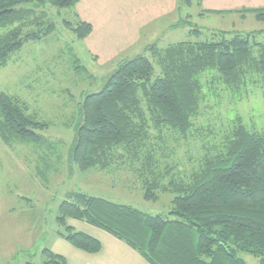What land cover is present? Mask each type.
Wrapping results in <instances>:
<instances>
[{"label": "trees", "instance_id": "trees-1", "mask_svg": "<svg viewBox=\"0 0 264 264\" xmlns=\"http://www.w3.org/2000/svg\"><path fill=\"white\" fill-rule=\"evenodd\" d=\"M79 1L0 0V69L24 44L55 32L51 8L57 14L72 9V19L62 20V26L77 40L86 38L92 24L75 12ZM181 3L200 6V0ZM209 12L251 14L264 22V6ZM189 25L179 20L170 29L192 27L189 35L207 33L208 39L149 44L144 49L148 57L119 60L102 88L84 96L68 152L69 164L81 172L131 174L145 201L171 195L173 218L70 191L55 221L57 236L75 249L97 253L101 244L70 226L69 219L108 233L148 264H247L241 252L264 264V130H250L239 116L222 136L201 131L196 123L217 90L240 99L249 86L264 85V39L257 41L264 31ZM47 127L20 98L0 92V142L10 149L34 145L43 164L35 175L44 182L61 159L53 142L40 134ZM191 139L200 141L202 156L195 168L182 173L172 157L180 143ZM48 153L56 158L48 159ZM41 257L42 264H67L49 248L42 249Z\"/></svg>", "mask_w": 264, "mask_h": 264}, {"label": "rangeland", "instance_id": "rangeland-1", "mask_svg": "<svg viewBox=\"0 0 264 264\" xmlns=\"http://www.w3.org/2000/svg\"><path fill=\"white\" fill-rule=\"evenodd\" d=\"M213 2L217 8L232 5ZM71 10L64 9L57 14V10L51 8V18L57 27L55 32L41 41L24 44L0 69V92L20 98L26 103L29 113L48 123L47 129L40 134L47 136L61 155L59 165L54 168L56 171H50L44 182L35 175L36 167L43 164L38 161L39 154L34 145H17L10 149L0 142V264H42L41 251L44 248L61 253L68 260L67 250L74 247L57 236L55 220L59 204L70 191L130 205L151 215L173 218L169 215L171 195L161 194L157 202H148L142 197L140 183L131 174L121 170L111 173L81 172L68 162L79 104L86 94L102 88L119 61L99 63L98 56L83 45L85 38L77 40L71 31L62 26V20L72 19ZM172 10L145 29L154 28L153 35L157 36L147 45L157 42L160 47H165L176 42L208 39L207 33L198 38L189 35L188 30L192 27L170 29L179 20L189 21V26L206 24L226 31H264V22H257L251 14L238 21V16L232 13H219L221 15L217 16L208 12L200 19L202 8L196 4L188 7L181 0H176ZM162 31L164 33L161 34ZM263 39L262 34L257 41ZM140 47L136 45L124 57L132 58L139 54L148 57L145 47ZM75 59L78 63L74 62ZM155 73H158L156 67L153 76ZM217 91L219 95H210L206 99L196 121L198 129H210L217 136H222L229 128L230 120L239 116L250 130H264V85L249 86L240 99L229 92ZM175 150L172 160L182 173L195 168L202 156L201 143L195 139L180 143ZM47 157L54 160L56 155L48 153ZM68 224L90 236L106 233L78 220L69 219ZM239 257L247 264H258V259L249 253L241 252Z\"/></svg>", "mask_w": 264, "mask_h": 264}, {"label": "crops", "instance_id": "crops-1", "mask_svg": "<svg viewBox=\"0 0 264 264\" xmlns=\"http://www.w3.org/2000/svg\"><path fill=\"white\" fill-rule=\"evenodd\" d=\"M213 1L218 4L232 5L217 8L214 7L216 4ZM224 1L200 0V8L203 11L198 18L203 19L209 11L264 6V0ZM175 6L176 0H148V2L147 0H80L75 6V12L81 20L92 24L91 33L82 42L86 49L98 56L99 63H108L111 60H116V63L117 60L125 58L126 53L136 45L145 47L147 42L156 39L157 36L153 35L154 28L145 29L160 21L168 12L171 13ZM221 14L213 13L212 15ZM232 14L238 16V21L245 20L249 15L242 17L238 13ZM201 28L222 30L206 24L201 25ZM157 32L159 34L160 31ZM92 237L100 242V250L97 253H86L74 248L68 249V255H66L68 264H148L126 244L108 233H99ZM58 254L61 255V253Z\"/></svg>", "mask_w": 264, "mask_h": 264}]
</instances>
